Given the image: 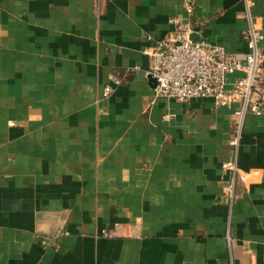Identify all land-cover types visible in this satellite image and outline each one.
Here are the masks:
<instances>
[{
  "label": "crops",
  "instance_id": "0c3cea01",
  "mask_svg": "<svg viewBox=\"0 0 264 264\" xmlns=\"http://www.w3.org/2000/svg\"><path fill=\"white\" fill-rule=\"evenodd\" d=\"M245 15L242 0H0V264H264V114L246 118L230 207L234 108L151 102L143 52L178 17L244 55Z\"/></svg>",
  "mask_w": 264,
  "mask_h": 264
},
{
  "label": "built area",
  "instance_id": "2783aa9c",
  "mask_svg": "<svg viewBox=\"0 0 264 264\" xmlns=\"http://www.w3.org/2000/svg\"><path fill=\"white\" fill-rule=\"evenodd\" d=\"M242 1L247 20L242 32V42L247 47L244 55L232 54L207 40H194L193 27L178 17L170 18L165 35L143 51L149 58L147 72L157 83L151 102L158 98L180 102L212 98L217 107L234 108L235 130L222 164L224 174L229 176L223 191L230 207L236 187L248 177L239 165L246 118L264 114V34L255 26L252 0ZM186 9L191 13L193 5L187 4ZM234 74L237 75L232 80ZM121 83L118 79L114 85L106 86L104 97Z\"/></svg>",
  "mask_w": 264,
  "mask_h": 264
},
{
  "label": "water",
  "instance_id": "95a60500",
  "mask_svg": "<svg viewBox=\"0 0 264 264\" xmlns=\"http://www.w3.org/2000/svg\"><path fill=\"white\" fill-rule=\"evenodd\" d=\"M192 37H193V35H192ZM150 78H151V80H153L156 83V79L154 77L150 76ZM156 86H157V83H156Z\"/></svg>",
  "mask_w": 264,
  "mask_h": 264
}]
</instances>
